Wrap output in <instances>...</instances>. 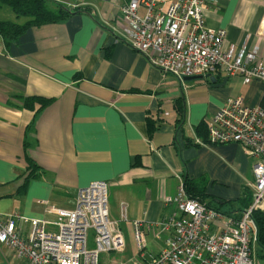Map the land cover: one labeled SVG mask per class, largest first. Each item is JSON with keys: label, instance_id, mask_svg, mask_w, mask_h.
<instances>
[{"label": "crops", "instance_id": "1", "mask_svg": "<svg viewBox=\"0 0 264 264\" xmlns=\"http://www.w3.org/2000/svg\"><path fill=\"white\" fill-rule=\"evenodd\" d=\"M57 1L80 10L31 26L9 44L0 35V213L53 220L46 207L71 208L79 188L105 180L109 213L126 243L121 253L141 262L164 246L160 223L175 205L163 199L186 179L222 214L213 232L239 218L252 202L253 158L238 143H210L206 122L229 97L261 105L264 86L218 72L178 80L152 66L124 40L120 6L127 0ZM3 16L25 21L13 11ZM204 16L208 26L226 30L225 46L248 35L247 45L259 43L264 54V40L257 38L264 0H204ZM26 96L50 101L26 108ZM133 220L142 221L140 255ZM46 228L57 230L53 223ZM28 230L27 222L21 225L22 236ZM0 250L7 262L13 256L23 264L5 245ZM252 264H264L256 243Z\"/></svg>", "mask_w": 264, "mask_h": 264}, {"label": "built area", "instance_id": "2", "mask_svg": "<svg viewBox=\"0 0 264 264\" xmlns=\"http://www.w3.org/2000/svg\"><path fill=\"white\" fill-rule=\"evenodd\" d=\"M125 42L148 62L172 74L203 78L218 72L241 77L244 84L257 81L264 86V54L259 43L224 45L226 30L205 22L204 0H127L120 6ZM257 38L264 40V19ZM207 140L212 144L238 143L253 158L252 202L237 219H229L219 232L211 226L221 213L190 196L181 183L163 204L175 211L160 224L167 231L164 246L150 259L136 258L117 264H252L257 227L253 210H264V107L248 104L243 96L229 97L206 122ZM54 215L27 218L0 213V244L23 264H100L101 253L125 250L126 243L117 220L109 213L108 183L95 180L78 189L74 206H48ZM28 223L24 237L21 225ZM57 226L56 231L46 228ZM94 231L93 247L87 246L88 230ZM137 254L145 248L142 221H132Z\"/></svg>", "mask_w": 264, "mask_h": 264}, {"label": "trees", "instance_id": "3", "mask_svg": "<svg viewBox=\"0 0 264 264\" xmlns=\"http://www.w3.org/2000/svg\"><path fill=\"white\" fill-rule=\"evenodd\" d=\"M2 6L10 7L17 17L26 18L21 24L7 20H0V35L3 37L6 44L17 39L31 26H40L46 23L62 21L71 13H74V11L80 10L78 8H76V10H71L72 8H67L57 0H0V7ZM22 100L23 105L26 108H34L35 103H38L41 108L46 106L50 101V99L42 96H26L22 97ZM177 104H180L179 100H177ZM261 105L264 107V97ZM178 109L180 108L178 107ZM28 163L30 177H35L36 174L33 172L34 168L32 160L28 159ZM28 178L29 176H27L25 180ZM184 188L190 196L205 202L201 197L203 192L198 183L191 179H186L184 182ZM206 204L211 207L208 203ZM252 218L257 227L256 244L258 246V251L264 252V211L253 210Z\"/></svg>", "mask_w": 264, "mask_h": 264}, {"label": "rangeland", "instance_id": "4", "mask_svg": "<svg viewBox=\"0 0 264 264\" xmlns=\"http://www.w3.org/2000/svg\"><path fill=\"white\" fill-rule=\"evenodd\" d=\"M1 8L2 9H0L1 10L0 16H3V15L7 16L9 12L10 13L12 12L11 8L8 6H2ZM18 18H20L21 20L26 19L25 17H18ZM93 237H94V231L92 229L88 230V235H87V246L88 247L94 246ZM129 242H130L129 245L131 246L132 245L131 241L129 240ZM149 245L153 248L157 247V244L154 241H152L151 239L149 240ZM146 257L150 258L149 253L146 254ZM122 259L127 260L126 256L123 255L122 253H116V252H109L108 254L107 253H101L100 257H99V263L100 264H117L120 261H123ZM8 261H10V262L6 261V259L3 256V253L0 250V264H15L13 256H10V259Z\"/></svg>", "mask_w": 264, "mask_h": 264}, {"label": "water", "instance_id": "5", "mask_svg": "<svg viewBox=\"0 0 264 264\" xmlns=\"http://www.w3.org/2000/svg\"><path fill=\"white\" fill-rule=\"evenodd\" d=\"M210 78L212 77L211 75L209 76ZM198 78H202L201 76H190V77H185V80H192V79H198Z\"/></svg>", "mask_w": 264, "mask_h": 264}]
</instances>
